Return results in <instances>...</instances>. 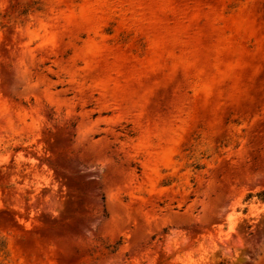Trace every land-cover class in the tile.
Wrapping results in <instances>:
<instances>
[{
    "label": "rangeland",
    "instance_id": "obj_1",
    "mask_svg": "<svg viewBox=\"0 0 264 264\" xmlns=\"http://www.w3.org/2000/svg\"><path fill=\"white\" fill-rule=\"evenodd\" d=\"M262 190L264 0H0V264H264Z\"/></svg>",
    "mask_w": 264,
    "mask_h": 264
},
{
    "label": "trees",
    "instance_id": "obj_2",
    "mask_svg": "<svg viewBox=\"0 0 264 264\" xmlns=\"http://www.w3.org/2000/svg\"><path fill=\"white\" fill-rule=\"evenodd\" d=\"M257 195L259 196V198H260L262 201H264V190H262L261 192H259ZM252 196H253V194H250V195H249V197H252Z\"/></svg>",
    "mask_w": 264,
    "mask_h": 264
}]
</instances>
